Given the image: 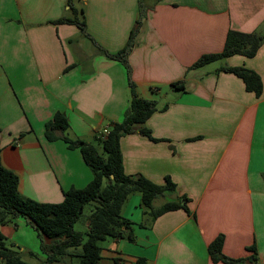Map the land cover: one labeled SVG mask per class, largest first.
Listing matches in <instances>:
<instances>
[{
    "label": "crops",
    "instance_id": "crops-1",
    "mask_svg": "<svg viewBox=\"0 0 264 264\" xmlns=\"http://www.w3.org/2000/svg\"><path fill=\"white\" fill-rule=\"evenodd\" d=\"M230 31L263 35L264 0H0L1 163L24 197L57 204L92 181L63 137L92 145L104 138L125 117L130 84L156 103L120 139L124 172L157 185L169 178L175 193L154 207L181 202L188 211L148 220L133 195L122 213L135 241H102L97 264H225L209 254L220 235L226 257L247 258L255 246L264 264V42L254 57L193 68L221 53ZM235 68L260 76L259 97L228 71ZM57 113L69 128L49 141ZM0 233L22 258L49 242L23 217L0 224Z\"/></svg>",
    "mask_w": 264,
    "mask_h": 264
},
{
    "label": "trees",
    "instance_id": "trees-1",
    "mask_svg": "<svg viewBox=\"0 0 264 264\" xmlns=\"http://www.w3.org/2000/svg\"><path fill=\"white\" fill-rule=\"evenodd\" d=\"M61 22L79 24L77 19H66ZM83 30V29H82ZM264 42V34H245L230 31L225 47L219 54L206 55L198 60L193 68H199L234 54L254 57ZM132 46V40L128 48ZM127 49L119 53L122 58ZM228 71L240 77L248 91L258 97L262 93L263 84L260 76L248 69L235 68ZM177 85H173L176 87ZM131 102L121 123L114 124L104 138H100L106 157H103L92 145L81 140L63 137L70 149H79L84 162L91 168L92 181L83 189L72 188L64 192L61 203H40L24 197L19 192V177L7 170L1 163L0 145V224L14 223L19 217L28 220L39 236L46 237L49 242L41 245V251L47 255L44 264L60 263L69 260L71 264H97L100 260V243L107 238L127 239L135 241L132 223L122 215L124 205L135 194L141 196V206L148 220L174 210L188 211L186 204L167 202L154 207V201L164 194H173L176 185L166 178L165 185H157L142 176L127 175L123 168L120 150L122 136L133 131L137 124H144L156 111L155 101L140 98L135 86L130 84ZM69 128L68 119L57 113L47 124L45 135L49 141L57 140L56 132L63 134ZM142 133L150 137L148 130ZM187 202L186 198H183ZM87 206L89 214H85ZM87 222L88 229L77 231L74 226L78 222ZM140 226H143L141 224ZM224 236H218L209 246V254L213 262L225 264H259L257 249L249 248L250 256L244 259H230L223 254ZM11 247H14L12 245ZM6 244L5 237L0 233V259L4 264H28L21 253ZM137 264H146L139 259Z\"/></svg>",
    "mask_w": 264,
    "mask_h": 264
},
{
    "label": "rangeland",
    "instance_id": "rangeland-1",
    "mask_svg": "<svg viewBox=\"0 0 264 264\" xmlns=\"http://www.w3.org/2000/svg\"><path fill=\"white\" fill-rule=\"evenodd\" d=\"M95 147L97 148L98 152L103 156V157H106V154L103 150V147H102V143L100 141H97L94 143ZM134 195H140L139 193H135ZM126 205V204H125ZM125 205L123 207V210L122 212L124 211L125 209ZM93 208L91 206H87L86 209H85V214H89L90 213V209ZM143 208V207H142ZM123 215V213H122ZM88 224L87 222H78L75 224L74 228L75 230L77 231H85L87 229H85V225ZM12 242L11 241H8V244H11ZM39 254H36V257H25V258H22L25 262H27L28 264H44V262H46L47 260V255H43V252L40 250L38 251ZM0 264H4L1 260H0ZM74 264H76V261L74 262Z\"/></svg>",
    "mask_w": 264,
    "mask_h": 264
},
{
    "label": "built area",
    "instance_id": "built-area-1",
    "mask_svg": "<svg viewBox=\"0 0 264 264\" xmlns=\"http://www.w3.org/2000/svg\"><path fill=\"white\" fill-rule=\"evenodd\" d=\"M108 132H109V130H104V134H103V136H106L107 134H108Z\"/></svg>",
    "mask_w": 264,
    "mask_h": 264
}]
</instances>
